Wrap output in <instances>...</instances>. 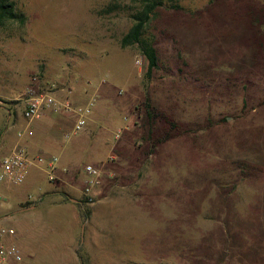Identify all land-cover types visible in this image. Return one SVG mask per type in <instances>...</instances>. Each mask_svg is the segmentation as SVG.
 I'll return each mask as SVG.
<instances>
[{"label": "rangeland", "instance_id": "rangeland-1", "mask_svg": "<svg viewBox=\"0 0 264 264\" xmlns=\"http://www.w3.org/2000/svg\"><path fill=\"white\" fill-rule=\"evenodd\" d=\"M7 2L17 89L68 57L91 94L110 86L101 104L131 118L119 139L108 121L104 192L79 197L95 209L84 226L46 205L18 212L17 196L37 190L0 185V228L16 243L25 234L22 264H111L116 247L124 264H264V0H163L143 35L159 57L150 78L141 47L122 44L145 0ZM78 229L82 260L71 263Z\"/></svg>", "mask_w": 264, "mask_h": 264}, {"label": "crops", "instance_id": "crops-1", "mask_svg": "<svg viewBox=\"0 0 264 264\" xmlns=\"http://www.w3.org/2000/svg\"><path fill=\"white\" fill-rule=\"evenodd\" d=\"M8 27L6 24H0V157L9 154L15 145L20 143L26 147L30 158L40 156L59 158L58 165L54 170L53 180L50 179L47 163L36 165L29 170L27 180L22 186L28 189H36L38 197L34 199L31 196L27 198L21 195L17 196L16 200L20 206L18 212H30L46 205L49 209V218L56 220L57 217L59 219L61 214L71 212L77 227L80 225L84 226L79 207L81 203L79 197L84 196L83 188L86 179L84 168L88 164L100 167L108 163V158L109 156L111 157L112 151H108V140L103 135L108 132V121L116 118L113 119V126H111L110 131L111 134L116 135L117 132H122L123 129L126 130L125 126L130 124L131 118L128 119L126 116L116 117L111 113L108 105L100 103L101 98L109 94L110 86L107 85L97 89L100 91V101L97 103L86 128L80 134L67 139V134L74 126L75 116L51 110L45 111L41 117L29 124L24 116L26 104L21 99L26 88L20 91L13 83L17 77L15 62L19 60L17 50H14L17 53L16 55L13 54V56L11 54L14 49L11 45H18V39L15 38L17 36L15 33L8 31L14 27ZM60 51L71 53L65 48L60 49ZM66 58V60L57 59V70L59 71L57 77L52 76L53 70L44 63L39 73L33 76V80L39 77L43 89H48L53 84L65 88L64 91L58 92L61 96L67 94L66 91L69 88H73L72 97L74 102L76 104L86 103L91 97L90 89L85 87L84 83H81L84 76L81 77L82 73L79 72L76 61ZM57 70L53 73L55 74ZM87 72L85 73L87 74ZM20 106L23 108V119L19 117L17 112V108ZM12 110L14 115H16L14 120L12 119ZM7 112L9 113V118H7ZM28 127L32 133L26 134L20 139L19 132H23ZM114 139H116L115 136ZM111 147L113 148L114 146L112 145ZM47 179L50 184L45 186ZM99 188L100 192H104L102 185ZM73 199L77 201H73ZM94 214L95 209L92 211L91 218ZM77 236L78 238L80 236L79 229L72 235L73 241L71 247L68 248V251H70L68 260L71 263L75 262V260L77 261L76 255L82 260L81 255L79 256L78 254L79 250L82 252V247ZM24 237L25 234L16 239L22 253L25 248ZM18 241L20 242L18 243ZM118 252L117 247L112 249L111 264H124L122 259L118 260ZM120 253L122 254V247ZM88 259L91 263L92 259L90 256L86 260L87 263H89ZM127 264L139 263L130 261Z\"/></svg>", "mask_w": 264, "mask_h": 264}, {"label": "built area", "instance_id": "built-area-1", "mask_svg": "<svg viewBox=\"0 0 264 264\" xmlns=\"http://www.w3.org/2000/svg\"><path fill=\"white\" fill-rule=\"evenodd\" d=\"M146 58L143 56L136 59V64L141 66ZM109 77V76H107ZM35 84L27 88L22 94L21 99L25 101L24 116L29 124L42 116V114L51 110L57 113H65L75 116V122L72 130L67 134V139L80 134L87 126L91 116L98 103L99 91L95 90L86 103L76 104L73 99V88H69L64 96L59 95V91H64L57 84L51 85L48 89H43L40 78L34 79ZM28 127L23 132H19V138L26 134H31ZM121 131L115 135L116 139L121 137ZM59 158L44 157L30 158L26 147L20 143L16 144L11 152L5 155L0 161V185L22 186L26 180L29 170L40 164L47 163L50 179H54V170L57 167ZM86 179L83 188V195L89 204L96 202L100 192L103 169L93 164H88L84 168ZM13 228H0V264H22L24 256L16 242H13L16 236Z\"/></svg>", "mask_w": 264, "mask_h": 264}, {"label": "trees", "instance_id": "trees-1", "mask_svg": "<svg viewBox=\"0 0 264 264\" xmlns=\"http://www.w3.org/2000/svg\"><path fill=\"white\" fill-rule=\"evenodd\" d=\"M146 4L144 9L134 16V25L129 33L123 38L122 44L124 47L129 45L138 44L141 47L142 53L148 62L147 76L150 78L153 71L159 65V57L156 48L147 40L143 39V35L146 31L147 25L150 21L151 14L162 5L163 0H145ZM13 4H8L7 0H0V20L9 17L14 19L16 14L13 10ZM148 117L154 118V114L151 112L152 106L147 103ZM83 224L85 225L92 215V210L84 207H80ZM81 255L80 250L78 251Z\"/></svg>", "mask_w": 264, "mask_h": 264}, {"label": "water", "instance_id": "water-1", "mask_svg": "<svg viewBox=\"0 0 264 264\" xmlns=\"http://www.w3.org/2000/svg\"><path fill=\"white\" fill-rule=\"evenodd\" d=\"M73 201H77V200L73 199Z\"/></svg>", "mask_w": 264, "mask_h": 264}]
</instances>
